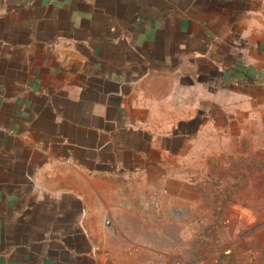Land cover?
Wrapping results in <instances>:
<instances>
[{
	"label": "crops",
	"instance_id": "1",
	"mask_svg": "<svg viewBox=\"0 0 264 264\" xmlns=\"http://www.w3.org/2000/svg\"><path fill=\"white\" fill-rule=\"evenodd\" d=\"M237 87L264 94V0H0V264H142L140 178Z\"/></svg>",
	"mask_w": 264,
	"mask_h": 264
},
{
	"label": "rangeland",
	"instance_id": "2",
	"mask_svg": "<svg viewBox=\"0 0 264 264\" xmlns=\"http://www.w3.org/2000/svg\"><path fill=\"white\" fill-rule=\"evenodd\" d=\"M222 100V136L199 139L169 184L140 178L141 209L125 215L135 225L124 232L140 236L142 264H264V94L237 87Z\"/></svg>",
	"mask_w": 264,
	"mask_h": 264
}]
</instances>
